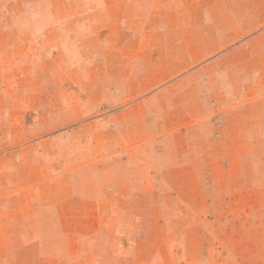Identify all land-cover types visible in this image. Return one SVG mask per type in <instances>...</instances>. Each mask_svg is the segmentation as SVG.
<instances>
[{"label": "rangeland", "instance_id": "374dc122", "mask_svg": "<svg viewBox=\"0 0 264 264\" xmlns=\"http://www.w3.org/2000/svg\"><path fill=\"white\" fill-rule=\"evenodd\" d=\"M0 264H264V0H0Z\"/></svg>", "mask_w": 264, "mask_h": 264}]
</instances>
